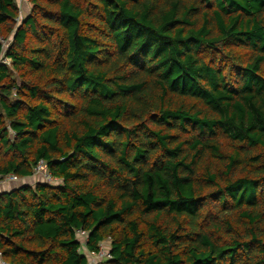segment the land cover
I'll list each match as a JSON object with an SVG mask.
<instances>
[{
    "label": "trees",
    "instance_id": "trees-1",
    "mask_svg": "<svg viewBox=\"0 0 264 264\" xmlns=\"http://www.w3.org/2000/svg\"><path fill=\"white\" fill-rule=\"evenodd\" d=\"M16 1L0 177L62 183L0 193L1 258L264 264V0Z\"/></svg>",
    "mask_w": 264,
    "mask_h": 264
},
{
    "label": "built area",
    "instance_id": "built-area-1",
    "mask_svg": "<svg viewBox=\"0 0 264 264\" xmlns=\"http://www.w3.org/2000/svg\"><path fill=\"white\" fill-rule=\"evenodd\" d=\"M2 45L4 48L5 45V41L2 40ZM0 64H5V65H9L10 64V60L5 57L4 53L0 54ZM34 176H40L44 182H47L51 185L54 184H61L62 180L56 177H53L50 173V171L48 170L47 166H46V162L42 159L38 160V162L36 163L35 167H34V172H33ZM19 177H17L14 174H8L5 176H1L0 177V183H6L9 181H16ZM75 233L77 234V236H79L81 238V242H80V246L81 248L85 246L86 244V237H87V233L81 229H78L75 231ZM90 254V253H89ZM109 254L107 253V251L105 250L104 244L100 243L99 244V251L98 252H94L91 255V263L92 264H105L102 261L103 257H108ZM0 264H11L9 262H6L5 260H3L0 256Z\"/></svg>",
    "mask_w": 264,
    "mask_h": 264
},
{
    "label": "crops",
    "instance_id": "crops-1",
    "mask_svg": "<svg viewBox=\"0 0 264 264\" xmlns=\"http://www.w3.org/2000/svg\"><path fill=\"white\" fill-rule=\"evenodd\" d=\"M36 182H43L42 178L40 176H30V177H24V178H18L16 181H9L6 183H0V193L10 191L13 188L20 187V185H32ZM44 183V182H43ZM89 264V260H88Z\"/></svg>",
    "mask_w": 264,
    "mask_h": 264
},
{
    "label": "rangeland",
    "instance_id": "rangeland-1",
    "mask_svg": "<svg viewBox=\"0 0 264 264\" xmlns=\"http://www.w3.org/2000/svg\"><path fill=\"white\" fill-rule=\"evenodd\" d=\"M17 2V5H18V10H19V19L18 20H16V25L17 24H19V21H20V19H21V17H23L25 14H27L28 13V11H29V9H30V5H29V3L27 2V0H17L16 1ZM9 38V41H10V39L12 38V35L10 34L9 36H8ZM9 41L8 42H6L5 41V45H4V49L7 47V45L9 44ZM0 42H2V40H0ZM3 46V45H2ZM18 80V79H17ZM13 93H14V91H13ZM43 180V179H42ZM43 182H44V180H43ZM93 253H90V254H88V260H89V264H92L90 261H91V255H92Z\"/></svg>",
    "mask_w": 264,
    "mask_h": 264
},
{
    "label": "water",
    "instance_id": "water-1",
    "mask_svg": "<svg viewBox=\"0 0 264 264\" xmlns=\"http://www.w3.org/2000/svg\"><path fill=\"white\" fill-rule=\"evenodd\" d=\"M21 186V185H20ZM19 187V186H18ZM17 188V187H16ZM13 189H15V188H13Z\"/></svg>",
    "mask_w": 264,
    "mask_h": 264
},
{
    "label": "clouds",
    "instance_id": "clouds-1",
    "mask_svg": "<svg viewBox=\"0 0 264 264\" xmlns=\"http://www.w3.org/2000/svg\"><path fill=\"white\" fill-rule=\"evenodd\" d=\"M44 183H47V182H44Z\"/></svg>",
    "mask_w": 264,
    "mask_h": 264
}]
</instances>
